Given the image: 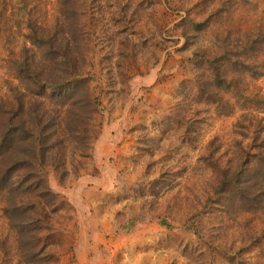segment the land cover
Listing matches in <instances>:
<instances>
[{"label":"rangeland","instance_id":"obj_1","mask_svg":"<svg viewBox=\"0 0 264 264\" xmlns=\"http://www.w3.org/2000/svg\"><path fill=\"white\" fill-rule=\"evenodd\" d=\"M28 22L97 104L88 157L43 170L50 264H264V0H0V103ZM7 199L0 264H41Z\"/></svg>","mask_w":264,"mask_h":264},{"label":"trees","instance_id":"obj_2","mask_svg":"<svg viewBox=\"0 0 264 264\" xmlns=\"http://www.w3.org/2000/svg\"><path fill=\"white\" fill-rule=\"evenodd\" d=\"M27 25L31 48L24 46L14 63L19 85L8 103H0V191L10 195L4 213L20 243L27 242L30 260L41 257L38 262L50 264L53 259L47 253L44 233L50 232L49 218L43 204L51 202L54 207V199L49 198L56 196L43 170L49 166L64 177L69 172L63 168L66 163L71 165L79 158V164L88 157L90 121L97 104L89 79L78 74L76 60L66 56L69 42L63 45L41 37L38 30L43 27L36 31L32 23ZM261 45L264 41L258 40L257 46ZM244 183L239 179L234 182L238 199L250 194Z\"/></svg>","mask_w":264,"mask_h":264}]
</instances>
